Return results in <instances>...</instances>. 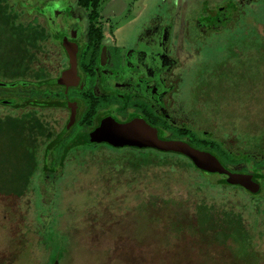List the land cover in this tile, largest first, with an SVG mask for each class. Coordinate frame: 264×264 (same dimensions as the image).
<instances>
[{
  "label": "flooded vegetation",
  "instance_id": "af4514ba",
  "mask_svg": "<svg viewBox=\"0 0 264 264\" xmlns=\"http://www.w3.org/2000/svg\"><path fill=\"white\" fill-rule=\"evenodd\" d=\"M256 2L160 0L140 29L118 35V16L107 15L114 13L110 0H0V119L17 120L19 134L26 137V145L36 155V168L27 187L0 195L14 197L17 204L15 216L11 212L3 217L2 227L7 229L3 239H9L6 232L24 217L37 219L40 197L48 192L47 187L50 191L53 175H63L65 165L76 154L94 149H101L95 151L103 152L107 161L93 162L96 166L88 167L84 176L113 180L117 196L133 186L143 187L142 194L146 193L150 169L167 166L172 174L182 168L177 171L191 190L230 194L231 187L262 197L264 139L252 143L237 137L236 132L240 134V128L246 126L237 122L244 115V109L234 106L240 101L227 106L240 119L214 118L217 113L212 104L220 96L205 91L209 75L202 81L196 107L188 103L183 87L185 73L198 61L209 39L237 29L245 32L247 15L258 16ZM255 30L264 35L257 24ZM232 52L233 59H227L220 71L244 57L236 47ZM224 106L220 110H225ZM109 119L121 124L143 120L160 138L186 142L211 153L228 171L250 176L260 188L253 193L231 184L229 176L207 173L182 154L92 141V133ZM126 149L151 153L138 158L133 155L132 159L114 156ZM170 156L185 160L171 161ZM198 172L213 177V185L193 187V174ZM227 178L230 185L221 181ZM160 181L171 186L168 179ZM118 211L123 209L115 208L111 217L101 220L107 226L106 230L101 227L99 234H106L102 239H118L123 216ZM195 212L203 232L219 229L218 241L239 239L241 246L245 242L247 223L241 215H217L207 204L199 205ZM41 247L37 261L46 256ZM1 254L12 264L2 246Z\"/></svg>",
  "mask_w": 264,
  "mask_h": 264
},
{
  "label": "rangeland",
  "instance_id": "374dc122",
  "mask_svg": "<svg viewBox=\"0 0 264 264\" xmlns=\"http://www.w3.org/2000/svg\"><path fill=\"white\" fill-rule=\"evenodd\" d=\"M159 1L110 0L114 13L107 15L118 16V35H128L131 30L142 27ZM256 5L254 11L258 16L247 15L245 32L237 29L209 39L198 61L190 64L183 83L185 98L196 107L202 81L209 75L205 91L220 96L212 104L217 113L214 118L240 119L227 110L232 101H240V105L234 106L239 111L244 109V115L237 122L246 126L236 135L252 143L257 142L256 138L264 139V48L261 47L264 0H257ZM256 24L263 36L255 32ZM234 47L240 49L244 57L220 71L218 68L232 58ZM223 104L226 111L220 110ZM95 150L101 149L76 154L75 159L65 165L63 175L50 178L53 185L40 197L37 219L31 221L22 217L21 222L6 232L9 239H3L7 231L2 227L3 217L11 212L15 216L17 204L14 197L0 196V264L7 263L1 246L12 264H54L53 261L60 264H264V195L254 198L244 190L231 187L228 188L232 190L230 194L191 190L177 171L182 168L176 170V175L170 173L167 166H153L148 191L143 193L150 201L145 200L143 187H130L129 192L117 196L113 180L84 176L93 162L107 161L103 152ZM150 153H133L126 149L115 152L114 156L132 159L133 155L138 158ZM97 155L99 159L95 161ZM168 159L185 160L180 156ZM193 175V187L213 185V177L201 173ZM162 178L168 179L171 186L161 182ZM201 204L211 206L217 215L231 212L243 217L247 225L242 246L239 239L218 241L219 229L216 232L200 229L195 211ZM115 208L123 209L117 212L123 214L119 237L102 239L105 233H99L105 222L101 220L111 217ZM103 228L106 230L107 226ZM99 245L102 246L98 248ZM41 246L46 256L37 261Z\"/></svg>",
  "mask_w": 264,
  "mask_h": 264
},
{
  "label": "water",
  "instance_id": "95a60500",
  "mask_svg": "<svg viewBox=\"0 0 264 264\" xmlns=\"http://www.w3.org/2000/svg\"><path fill=\"white\" fill-rule=\"evenodd\" d=\"M91 138L94 142H107L115 147L151 148L182 154L192 159L198 168L207 173L229 176L231 184L243 186L253 193L258 192L260 188L250 176L228 171L211 153L194 149L186 142L160 138L158 131L143 120H135L126 124L112 119L106 120L92 133Z\"/></svg>",
  "mask_w": 264,
  "mask_h": 264
},
{
  "label": "trees",
  "instance_id": "16d2710c",
  "mask_svg": "<svg viewBox=\"0 0 264 264\" xmlns=\"http://www.w3.org/2000/svg\"><path fill=\"white\" fill-rule=\"evenodd\" d=\"M18 124L14 118L0 119V195L27 187L36 168V155ZM221 181L230 185L228 178Z\"/></svg>",
  "mask_w": 264,
  "mask_h": 264
}]
</instances>
